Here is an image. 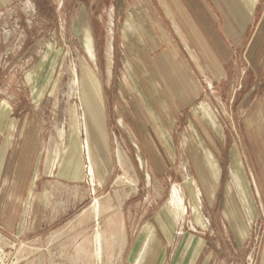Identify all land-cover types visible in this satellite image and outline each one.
I'll use <instances>...</instances> for the list:
<instances>
[{"label":"rangeland","instance_id":"1","mask_svg":"<svg viewBox=\"0 0 264 264\" xmlns=\"http://www.w3.org/2000/svg\"><path fill=\"white\" fill-rule=\"evenodd\" d=\"M81 2L94 28V47L87 35L84 52L70 33ZM166 2L20 0L0 8V127L18 120L13 147L25 144L26 132L31 147L21 166L19 152L0 156V216L5 210L9 219L0 227V264H264V202L251 178L254 161L242 124L264 79L257 86L248 75L254 64L245 59L222 65L229 79L221 83L200 76L209 72L196 67L195 48L180 46ZM168 2L180 12L177 0ZM178 17L191 32L193 24ZM166 50L200 90L168 115L159 109L165 97L152 94L167 92L161 69L152 64L155 53ZM194 120L226 141L217 162L218 192L207 195L217 208L192 200L191 188L203 185L180 142L196 133ZM128 126L143 160L129 146ZM74 137L81 180L63 183L54 173ZM118 150L126 159L122 167ZM118 175L122 185L116 187ZM94 199L101 202L97 221L89 210ZM111 215L125 225L126 238L130 226L127 248L125 237L108 231ZM97 229L104 244L99 258ZM191 236L183 256V239Z\"/></svg>","mask_w":264,"mask_h":264},{"label":"crops","instance_id":"2","mask_svg":"<svg viewBox=\"0 0 264 264\" xmlns=\"http://www.w3.org/2000/svg\"><path fill=\"white\" fill-rule=\"evenodd\" d=\"M18 1L20 0H0V8L12 5ZM163 1H167L166 7L170 10L176 22V29L180 34L178 37L182 41L180 46L187 47L189 51L190 45L195 48L199 55L194 59L195 64L198 65L196 67L198 70L204 68L209 72L207 75L200 76L221 83L222 80L229 79V75H225L226 73L222 65L230 62L243 63V59H245L248 63L254 64L253 69L248 75H255L257 86L260 85L261 78L264 79V0H177L181 7L180 12L178 10L177 13L168 0ZM79 6L78 11L76 10L75 14L72 15L73 19L71 20L70 33L76 41V46L84 52V48H86L85 37L87 35L90 37L92 48L94 47V28L88 22V15L84 13V3L81 2ZM177 14L190 25L193 24L194 28L190 27L191 32L186 30ZM185 14L190 19H186ZM182 32L187 36L185 37L188 38V42L184 35H182ZM162 52L160 55L155 53V56L152 57V64L155 66V69L158 67L161 69H156V71L160 72L162 81L166 82V90L169 94L164 90L154 91L152 94L156 97V100L161 99L160 96L162 95L165 97L163 104H159V109L168 115V113L180 111V107L185 106L189 102L191 103L194 98L200 95V90L195 85L192 76L187 75V73L184 74L186 71L174 60L173 55L171 56L168 50ZM104 57H106V50ZM94 62L96 63V58ZM211 67L213 73L211 72ZM104 78L109 79L110 76L104 75ZM31 91V94H33L34 90ZM166 100H169V102ZM249 112L250 114L245 123H242L245 124L243 125L246 133L244 134V138L247 144L251 145L252 160L254 161L251 178L260 202H264V88L261 89L260 94H257L256 105L251 106ZM194 116L197 115L193 113V118ZM168 119L170 120L171 118ZM17 122L18 120L12 119L1 125L0 156L7 153L9 155L10 152H19L18 159L21 166L23 159L26 158L28 149L31 147L27 144V132L26 139L24 138L25 144L23 143L20 149L19 145L16 149L13 147L16 143L14 140V128L15 126L17 127L15 125ZM194 122L196 126L194 130H196V133L192 136L184 137V140L180 142L182 144L181 154L186 155L193 162L195 175L199 178V183L203 185V189H200L202 193L200 190L197 191L195 187L193 190L191 188L193 192L191 194L193 196L192 200L194 202L195 199L197 205L204 203V206L217 208L219 205L216 203L217 200L213 198L209 202L207 195L210 196L212 192L213 197H215L218 192L216 184L219 183L220 169H218L217 162L223 158V146L226 141L223 137L218 136V133L214 132L211 128L207 130L198 125L195 120ZM31 126H34L32 122L29 127ZM128 130L129 146L134 153L137 152L138 158H142L141 160H143L142 149H139L136 135L129 126ZM197 131L199 134H197ZM183 144H185L184 147ZM9 146L11 147L10 149ZM79 150L78 138L74 137L65 148L59 166L55 169L54 176L56 180L63 183L81 180L82 162ZM125 152L127 153V150ZM145 156L146 158L148 157V155ZM145 163L148 168H152V166L147 165V160ZM25 166L24 164L23 168ZM2 175L0 170L1 183H3L4 176ZM98 177L103 181L104 177L100 172ZM118 177L120 175L114 181V186L116 187L122 185V181L117 182ZM128 185L130 186V184ZM191 187H193V184H191ZM100 207L101 202L99 200L97 217L94 214V220L96 221L100 214ZM222 218L227 220L228 216L226 215V211L222 212ZM8 220L4 210L3 215L0 216V227H4V224ZM107 224V227L109 226V233H116L121 239L120 241H123L124 237L126 238V228L124 230L125 225H123L121 220H117L111 215L107 219ZM100 236L102 243L101 233ZM131 239L132 235L129 226V234L126 238L127 242L125 243L126 248ZM192 241V236L183 239V245L181 247V252L184 253L183 256L189 254V252L185 253V251L192 247ZM103 247L104 244L102 243V250Z\"/></svg>","mask_w":264,"mask_h":264},{"label":"bare ground","instance_id":"3","mask_svg":"<svg viewBox=\"0 0 264 264\" xmlns=\"http://www.w3.org/2000/svg\"><path fill=\"white\" fill-rule=\"evenodd\" d=\"M90 81H91V83L93 84V86L94 87H97V85H96V82H95V80L93 79V78H91L90 79ZM77 86V85H76ZM99 95V94H98ZM84 132L86 133V127H85V123H84ZM88 144V140H87V138L85 139V146H86V148H87V150L89 151V146L87 145ZM89 152L87 153V159L89 158ZM126 159H125V155H124V153L123 152H121V151H117L116 152V161H117V163H118V165L120 166V167H122L123 165H124V163L126 162L125 161ZM90 173H91V181L93 182V176H92V167H90ZM235 177V176H234ZM236 179V178H235ZM237 180V179H236ZM117 181H122V177L120 176V177H118V180ZM238 181V180H237ZM128 184H130V186L131 187H134V185L133 184H131V183H129L128 182ZM98 205H99V200H97V199H94L93 200V202H92V204L90 205V209L91 210H93V212H94V214H95V217H97V215H98ZM96 219V218H95ZM96 234H95V236H94V241L93 242H95V245H96V249H95V253H94V256L95 257H98L99 258V255H101L102 254V243H101V236H100V233H99V231H98V229H97V232H95ZM94 252V251H93ZM102 257V256H101Z\"/></svg>","mask_w":264,"mask_h":264}]
</instances>
